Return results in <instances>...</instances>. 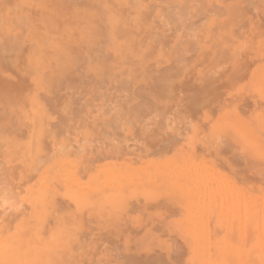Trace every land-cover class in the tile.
Returning <instances> with one entry per match:
<instances>
[{
	"label": "rangeland",
	"instance_id": "obj_1",
	"mask_svg": "<svg viewBox=\"0 0 264 264\" xmlns=\"http://www.w3.org/2000/svg\"><path fill=\"white\" fill-rule=\"evenodd\" d=\"M47 1H0V264H264V0Z\"/></svg>",
	"mask_w": 264,
	"mask_h": 264
},
{
	"label": "bare ground",
	"instance_id": "obj_2",
	"mask_svg": "<svg viewBox=\"0 0 264 264\" xmlns=\"http://www.w3.org/2000/svg\"><path fill=\"white\" fill-rule=\"evenodd\" d=\"M0 1H1V0H0ZM6 1H7V0H6ZM25 1H26V3H27V2L29 3V0H28V1L25 0ZM44 1H45V0H44ZM46 1H47V0H46ZM48 1H49V0H48ZM48 1H47V2H48ZM55 1L57 2V0H55ZM68 1L70 2V0H67V2H68ZM134 1H135V0H134ZM165 1H166V0H165ZM171 1H172V0H171ZM171 1L168 0V1H166V3L168 4V2H169V3L171 4ZM182 1H183V0H182ZM52 2H53V3H52ZM58 2H59V3L56 4V7H57V8H56V7L54 8L55 10H56V9H59L60 6H61L62 4H63V5L61 6V9L63 10V9L65 8V6L68 4V5H67V6H68L67 9H68V11H69V8L72 9V12L70 11V13H71L72 15H74V18L77 17V19H79V18L81 19V17L87 15V13H85L84 10L79 9V7L77 8L76 5H75V7L72 6L73 8H72L71 6H69L70 3H69V2L67 3L66 0H58ZM77 2H79V1L77 0ZM77 2H76V3H77ZM86 2H87V1H86ZM88 2H89V1H88ZM113 2L115 3V0H114ZM128 2H129V1H128ZM131 2H132V1H131ZM150 2H151V1H150ZM161 2L165 3L164 0H163V1L161 0ZM173 2H174V1H173ZM184 2H185L186 5H187L188 2L185 1V0H184ZM3 3H4V2H3ZM3 3H0V4H3ZM40 3H41V1H40ZM42 3H44V2L42 1ZM45 3H46V2H45ZM45 3H44V4H45ZM61 3H62V4H61ZM71 3H72V2H71ZM147 3H149V2L147 1ZM152 3H153V2H152ZM180 3L183 5V2L180 1ZM4 4H5V3H4ZM4 4H3V5H4ZM6 4H7V3H6ZM19 4H20V2H19ZM31 4H32V6H33V3H31ZM47 4H48V3H46V5H47ZM51 4H53V5L55 4V3H54V0L51 1ZM59 4H60V5H59ZM64 4H66V5L64 6ZM85 4H87V3H85ZM111 4H112V3H111ZM115 4H116V3H115ZM115 4H113V5H115ZM141 4H143V3H141ZM150 4H151V3H150ZM172 4H173V3H172ZM17 5H18V4H17ZM26 5H27V4H26ZM28 5H29V4H28ZM53 5H51V6H53ZM57 5H58V6H57ZM70 5H73V4H70ZM82 5H83V4H82ZM87 5H88V4H87ZM87 5H86V6H87ZM92 5H93V4H92ZM116 5H117V4H116ZM126 5H127V4H126ZM143 5H144V4H143ZM143 5H141V6H143ZM148 5H149V4H148ZM176 5H177V7H179V9H178L177 12L180 13V11L184 9V7H185V10H186V6H185V5H183L184 7H183L182 5H180V6L183 8V9H181V7L179 6V4H177V3L174 4V5H172L173 7H172L171 5H170V6H171V7H170L169 5L167 6V5L164 4V6L169 7V8H174V6H176ZM19 6H20V5H19ZM19 6L17 7V10H18ZM23 6H24V4H23ZM49 6H50V4H49L48 7H47L48 9H49ZM51 6H50V7H51ZM63 6H64V8H62ZM146 6H147V5H146ZM151 6H152V5H151ZM159 6H160V4H159ZM198 6H199V5H198ZM210 6H211V5H210ZM0 7H1V6H0ZM24 7H25V6H24ZM28 7H29V6H28ZM34 7H35V5H34ZM34 7H33V8H34ZM36 7H37V6H36ZM39 7H40V6H39ZM80 7H81V6H80ZM109 7H110V6H109ZM116 7H117V6H116ZM138 7H139V6H138ZM162 7H163V6H162ZM177 7H176V9H177ZM188 7H189V8L191 7V6H189V3H188ZM196 7H197V6H196ZM201 7H202V6H200V7H198V8H201ZM211 7H212V6H211ZM3 8L6 9L7 7L4 6ZM31 8H32V7H31ZM41 8H42V7H41ZM43 8H45V7H43ZM148 8H149V7H148ZM151 8H152V7H151ZM189 8H188V9H189ZM192 8H193V7H192ZM198 8H196V9L198 10ZM212 8H215V6H213ZM4 9H2V10H4ZM35 9H36V8H35ZM45 9H46V8H45ZM51 9H53V8H51ZM109 9H111V8H109ZM125 9H126V8H125ZM167 9H168V8H167ZM174 9H175V8H174ZM174 9H173V10H174ZM176 9H175L174 12H176ZM205 9H206V8H205ZM2 10H1V11H2ZM23 10H24V9H23ZM23 10H21L22 13H23ZM27 10H28V9H27ZM31 10H32V9H31ZM40 10H41V9H40ZM43 10H44V9H43ZM55 10H54V11H55ZM140 10H141V8H140ZM145 10H146V9H144V12L141 10L142 14H143V13H144V14L147 13L148 10H147V11H145ZM161 10H162V9H161ZM161 10H160V11H161ZM168 10H169V9H168ZM179 10H180V11H179ZM197 10H195V11L197 12ZM199 10H201V9H199ZM217 10H218V9H217ZM15 11H16V10H15ZM28 11H29L30 13L32 12V11H30V10H28ZM28 11H27V13H29ZM51 11H52V10H51ZM51 11H50V12H51ZM57 11H58V12L60 11L59 14H61V10H60V9H59V10H56L55 12L57 13ZM66 11H67V10H65L64 12H62V14H63V13L65 14ZM124 11H125V10H124ZM170 11H172V9H170ZM170 11H168V12H170ZM186 11H187V10H186ZM208 11H213V10H207V12H208ZM8 12H9V11H8ZM17 12H18V11H17ZM17 12H16V14H20V13H21V12H19V13H17ZM35 12H36V10H35ZM35 12H33L32 15H34ZM50 12L48 11V13H49V14L47 13L48 16L51 14ZM52 12H53V11H52ZM55 12H54L55 15L52 13V14H53L52 20H53V18H54L56 15H57V17H58V14H56ZM150 12H151V11H150ZM150 12H148L147 14L150 15ZM166 12H167V11H166ZM13 13H14V12H13ZM43 13H44V12H43ZM151 13H152V12H151ZM160 13H161V12H160ZM179 13H178V14H179ZM204 13H205V12H204ZM211 13H212V12H211ZM36 14H38V13H36ZM39 14H40V13H39ZM52 14H51V16H52ZM64 14H63L62 16H64ZM89 14L91 15V13H89ZM114 14H116V13H114ZM120 14H121V13L119 12V15H118V14H116V15H118V17H120ZM165 14H166V13H165ZM169 14H171V12H170ZM178 14H177V15H178ZM188 14H189V13H188ZM10 15H11V13H10ZM28 15H29V14H28ZM41 15H42V14H41ZM123 15H124V14H123ZM123 15L121 14V17H124ZM149 15H148V16H149ZM171 15H172V14H171ZM182 15L185 16V14H182ZM198 15H199V17H200L201 14H198ZM202 15H204V14H202ZM208 15H209V14H208ZM16 16H17V15H16ZM16 16H15L16 21H15V19H14V20H11V23H12L13 21H15V22H13V23H15V24H17V23H19V22H24V20H23V19H25V18H24V14L21 15V16L23 17V19H22L21 16L19 15L20 18H21V21H18L17 19H18L19 17L17 16L18 18H16ZM42 16H43V15H42ZM114 16H115V15H113V18H114ZM127 16H128V15H127ZM145 16H146V14H145ZM178 16H180V20L182 21V19H185L188 15L186 14V17H181V14L178 15ZM191 16H192V15H191ZM8 17H9V16H8ZM25 17H26V19H27L26 21H28L29 17H28V18H27V16H25ZM39 17H40V16H39ZM44 17H45V16H44ZM65 17H66V19H67L66 14H65ZM69 17L72 18L71 16H69ZM69 17H68V21H69ZM167 17H169V15H167ZM173 17H174V16H173ZM196 17H197V19L199 18L198 16H196ZM196 17L194 16V19H195ZM201 17H202V16H201ZM201 17H200V19H202ZM204 17H206V16H204ZM55 18H56V17H55ZM58 18H59V17H58ZM58 18H57V19H58ZM132 18H133V17H132ZM169 18H170V17H169ZM169 18H167V21H168ZM176 18H177V17H176ZM188 18H189V16H188ZM188 18H187V20H189V21H191V22L193 21V20H191L190 18H189V19H188ZM192 18H193V17H192ZM5 19H7V17H6ZM46 19H47V18H46ZM59 19H60V18H59ZM77 19H76L75 21H73V19H72L71 21H73V22H77V21H78ZM80 19H79V20H80ZM94 19H95V18H94ZM94 19H93V20H94ZM111 19H112V18H111ZM129 19H130V18H129ZM137 19H138V21L141 22V20H139L140 18H137ZM163 19H164V16H163ZM200 19H199V20H200ZM8 20H10V19L8 18V19L6 20V22H7ZM22 20H23V21H22ZM49 20H50V18H49ZM63 20H64V19H63ZM63 20H62V21H63ZM81 20H82V19H81ZM84 20H85V19H84ZM84 20H83V21H84ZM86 20H87V19H86ZM86 20H85V22H86ZM117 20L120 22L119 18H118ZM124 20H125V19H124ZM130 20H131V19H130ZM143 20H144V19H143ZM153 20H154V19H153ZM155 20L157 21L158 19L155 18ZM161 20H162V19H161ZM165 20H166V19H165ZM165 20H163V21H165ZM171 20H172V19H169V22H171ZM175 20H176L175 23L179 24L178 27L181 26V25L184 26V24H185V22H183L184 20H183L182 22H181L180 20H178V21L181 22V24H180V22H177V19H175ZM187 20H186V21H187ZM3 21H5V20H3ZM43 21H44V20H43ZM121 21H122V20H121ZM125 21H126V20H125ZM147 21H148V20H147ZM156 21H155V22H156ZM167 21H166V22H167ZM172 21H173V20H172ZM189 21H188V22H189ZM202 21H203V20H202ZM16 22H17V23H16ZM46 22H47V20H46ZM73 22H72V24H70V25H72V27H73ZM79 22H80V25H81V24H82L81 21H78V23H79ZM119 22H118V23H119ZM140 22H139V23H140ZM159 22H160V21H159ZM169 22H168V23H169ZM188 22H187V25L185 24L187 27H188V25H190V26L192 25V27H193V25L196 23V22H195V23H191V22H190V24H189ZM24 23H26V22H24ZM67 23H68V22H66V24H67ZM69 23H70V21H69ZM69 23H68V24H69ZM78 23H76V25H77ZM108 23H109V22H108ZM125 23H126V22H125ZM132 23H133V22H132ZM172 23H173V22H172ZM175 23H174V24H175ZM182 23H183V24H182ZM201 23H202V22H201ZM4 24H5V23H4ZM15 24H13V25H15ZM40 24L42 25V23H40ZM43 24H44V23H43ZM48 24H49V21H48ZM52 24H53V23H52ZM56 24L58 25V23H56ZM68 24H67V25H68ZM161 24H162V23H161ZM6 25H7V23H6ZM11 25H12V24H11ZM18 25L20 26L21 24L19 23ZM22 25H23V23H22ZM24 25H25V24H24ZM41 25H40V26H41ZM53 25H54V24H53ZM80 25H79V28H81ZM121 25H122V24H121ZM123 25H124V24H123ZM123 25H122V26H123ZM1 26H2V25H1ZM8 26L10 27V25H8ZM35 26L37 27V26H38V23H37V25H35ZM40 26H39L38 28H41V27H42V29H43V26H41V27H40ZM55 26H56V25H55ZM55 26H54V28H55ZM58 26H59V25H58ZM58 26H57V27H58ZM77 26H78V25H77ZM94 26H95V25H94ZM116 26H117V24H116ZM119 26H120V25H119ZM124 26H125V25H124ZM124 26H123V27H124ZM183 26H182V27H183ZM24 27L26 28V25H25ZM52 27H53V26H52ZM65 27H66V26H65ZM74 27H75V26H74ZM74 27H73V29H74ZM155 27H156V26H155ZM166 27H167V26H166ZM166 27H165V28H166ZM176 27H177V26H176ZM192 27H190V28H192ZM3 28L6 30V26L3 27ZM13 28H14V27H13ZM13 28H12V29H13ZM22 28H23V27H22ZM31 28H32V27H31ZM50 28H51V26H50ZM54 28H53V29H54ZM148 28H150V27H148ZM148 28H147V29H148ZM161 28H162V26H161ZM167 28H168V27H167ZM7 29H9V28H7ZM15 29H16V27H15ZM15 29H14V30H15ZM17 29H18V28H17ZM20 29H21V28H20ZM47 29H48V28H47ZM55 29H56V28H55ZM55 29H54V30H55ZM113 29H115V28H113ZM142 29H143V28H142ZM144 29H145V28H144ZM152 29H153V28H152ZM154 29H155V28H154ZM163 29H164V28H163ZM178 29H179V28H178ZM185 29H186V28H185ZM187 29H188V28H187ZM34 30H35V29H34ZM54 30H53L52 32H54ZM65 30H66V29H65ZM65 30H64V31H65ZM76 30H77V29H76ZM85 30H86V27H85ZM92 30H93V29H92ZM92 30H91V31H92ZM97 30H98V28L95 29V31H97ZM100 30H101V29H100ZM116 30H117V29H116ZM18 31H19V30H17L16 32H18ZM30 31H33V28H32V30H30ZM48 31H49V30H48ZM66 31H67V30H66ZM95 31H94V32H95ZM110 31H111V30H110ZM156 31H157V30H156ZM182 31H184V30H182ZM16 32H15L14 34H16ZM26 32L28 33V32H29V29H28ZM41 32H42V30H40V33H41ZM62 32H63V30H62ZM67 32H69V31H67ZM80 32H81V30H80ZM85 32H86V31H84V33H85ZM94 32H93V33H94ZM97 32H98V31H97ZM119 32H120V31H119ZM19 33H20V32H19ZM24 33H25V32H24ZM30 33H31V32H30ZM30 33H28V34H29V37H30ZM40 33H39V34H40ZM44 33H45V32H44ZM44 33H43V34H44ZM54 33H55V32H54ZM82 33H83V31H82ZM178 33H179V32H178ZM181 33H182V32H181ZM183 33H184L183 35H185V34H187L188 32L186 33V31H184ZM192 33H193V32H192ZM2 34H3V32H2ZM12 34H13V33H12ZM17 34H18V33H17ZM20 34H21V36H22L23 32L20 33ZM20 34H19V35H20ZM43 34L41 33L40 37H41ZM50 34H51V33H50V31H49V35H50ZM63 34H64V33H63ZM63 34H62V35H63ZM94 34H96V32H95ZM3 35H4V34H3ZM31 35H33V37L35 38L34 34H31ZM36 35H37V34H36ZM47 35H48V32H47ZM56 35L58 36V34H56ZM65 35H67V34H65ZM72 35H73V34H72ZM158 35H159V34H157V37H158ZM23 36H24V35H23ZM26 36H27V35H26ZM37 36H38V35H37ZM43 36H44V35H43ZM45 36H46V34H45ZM57 36H54V38L57 37ZM85 36H86V33H85ZM126 36H127V35H126ZM131 36H132V35H131ZM131 36H130V37H131ZM151 36H152V34H151ZM185 36H186V35H185ZM187 36H188V35H187ZM187 36H186V37H187ZM3 37H4V36H3ZM3 37H2V38H3ZM8 37H9V36H8ZM8 37H7V38H8ZM40 37H39V38H40ZM60 37H61V36H60ZM60 37H58V38H60ZM63 37H64V36H63ZM70 37H71V36H70ZM78 37H79V36H78ZM117 37H118V36H117ZM122 37H123V36H122ZM124 37H125V36H124ZM124 37H123V38H124ZM133 37H134V36H133ZM139 37H140V36H139ZM139 37H138V38H139ZM166 37H167V36H166ZM24 38H26V37L24 36ZM24 38L22 37L21 39H24ZM30 38H31V40L34 39V38H32V37H30ZM30 38H29V39H30ZM44 38H45V37H44ZM51 38H52V36H51ZM51 38H50V39H51ZM71 38H72V37H71ZM87 38H88V37H87ZM134 38H135V37H134ZM134 38H132V39H134ZM149 38H150V37H149ZM164 38H165V37H164ZM14 39H15V38H14ZM21 39H20V40H21ZM40 39H41V38H40ZM75 39H76V38H75ZM75 39H70L69 42H68V45H69V43H70L71 41H74ZM91 39H92V38H91ZM153 39H154V38H153ZM184 39H185V38H184ZM184 39H183V40H184ZM20 40H19V43H18V44L23 45V44H24V42H22L23 40H21V42H22L23 44L20 43ZM31 40H30V42H31ZM34 40H35V39H34ZM56 40H57V39L55 38V41H56ZM58 40H59V39H58ZM62 40H63V38H62ZM62 40H61L60 42H62ZM67 40H68V38L65 36V41H67ZM76 40L79 41L80 39H76ZM84 40H85V39H84ZM84 40H83V41H84ZM99 40H100V39H99ZM126 40H129V37H128ZM130 40H131V38H130ZM130 40H129V41H130ZM155 40H156V39H155ZM158 40H159V39H158ZM161 40H162V39H161ZM168 40H169V39H168ZM181 40H182V39H181ZM185 40H186V39H185ZM8 41H9V40H8ZM15 41L17 42L16 39H15ZM15 41H14V42H15ZM25 41H26V40H25ZM50 41L52 42V40H50ZM80 41H81V40H80ZM91 41H93V40H91ZM131 41H133V40H131ZM136 41H137V40H136ZM136 41H135V42H136ZM138 41H139V40H138ZM151 41H154V40H151ZM193 41H195V40H193ZM4 42H5V41H4ZM14 42H13V43H14ZM30 42H29V43H30ZM37 42H38V39H37ZM41 42H42V40H41ZM43 42H44V41H43ZM53 42H54V41H53ZM75 42H76V41H75ZM84 42H85V41H84ZM154 42H156V41H154ZM7 43H8V42H7ZM33 43L36 44L35 42H32V44H33ZM39 43H40V40H39ZM47 43H48V42H47ZM66 43H67V42H65V44H66ZM81 43H82V41H81ZM81 43L79 42L78 44H81ZM86 43H87V42H86ZM94 43H95V41H94ZM157 43H158V42H157ZM184 43H185V42H184ZM186 43H187V42H186ZM14 44H15V43H14ZM14 44H13V45H14ZM26 44H27V43H26ZM51 44H54V43H50L49 45H51ZM57 44H58V43H57ZM65 44H63V45H65ZM158 44H159V43H158ZM41 45H43V44H41ZM70 45H71V44H70ZM72 45H75V44L72 43ZM76 45H77V44H76ZM119 45H120V44H119ZM125 45H127V44H125ZM125 45H121V46L124 47ZM154 45H155V43H154ZM166 45H167V44H166ZM6 46H7V45H6ZM11 46H12V45H11ZM11 46H10V47H11ZM51 46H52V45H51ZM51 46H50L49 48H51ZM58 46H59V45H58ZM85 46H86V45H85ZM19 47H20V46H19ZM122 47H120V48H122ZM169 47H170V44H169ZM7 48H8V47H7ZM31 48H32V47H31ZM31 48H30V49H31ZM41 48H42V47H41ZM45 48H46V46H45ZM53 48H55V45H54ZM67 48H68V47H67ZM67 48H62V46H61L60 50H62V49H66V50H67ZM128 48H129V47H124V49H128ZM3 49H4V48H3ZM46 49H47V48H46ZM77 49H78V48H77ZM77 49H73V48H71L70 50H72V51H73V50H74V51L76 50V51H77ZM87 49H88V48H87ZM90 49H91V48H90ZM181 49H182V48H181ZM212 49H213V48H212ZM32 50H33V49H32ZM41 50H42V49H41ZM50 50H51V49H50ZM54 50H55V49H54ZM54 50H53V51H54ZM78 50H80V48H79ZM82 50H83V49H82ZM88 50H89V49H88ZM151 50H152V47H151ZM1 51H2V50H1ZM17 51H18V50H17ZM17 51H16L15 53H17ZM29 51H30V50H29ZM36 51H37V50H36ZM42 51H43V50H42ZM53 51H52V52H53ZM68 51H69V49H68ZM72 51H71V52H72ZM74 51H73V52H74ZM80 51H81V50H80ZM86 51H87V50H86ZM173 51H174V50H173ZM52 52H50V54H52L53 57H54V56H55L54 54H55L56 52H55V51H54L55 53H52ZM57 52H58V53H57V58L54 57L55 59H59V58L61 59L62 57H63V59H65V60L67 59L66 57H64L65 55L63 54V52H62V55H60L61 52H59L58 50H57ZM81 52H82V51H81ZM81 52H80V53H81ZM88 52H90V51H88ZM126 52H127V51H126ZM155 52H156V51H155ZM181 52H182V50H181ZM8 53H10V51H9ZM59 53H60V54H59ZM74 53H75V52H74ZM74 53H73V54H74ZM148 53H149V52H148ZM163 53H165V52H163ZM177 53H178V52H177ZM46 54H47V53H46ZM81 54H82V53H81ZM93 54H94V53H93ZM182 54H183V53H182ZM1 55H2V54H1ZM18 55H19V54H18ZM52 55H51V56H52ZM75 55H76V54H75ZM95 55H96V54H94V57H96ZM101 55H102V54H101ZM109 55H110V54H109ZM109 55H108V56H109ZM15 56H16V55H15ZM25 56L27 57L28 55H25ZM51 56H50V58H51ZM68 56H70V54H69ZM104 56H105V54H104ZM106 56H107V55H106ZM176 56H177V55H176ZM0 57H1V56H0ZM23 57H24V56H23ZM29 57H30V56H29ZM42 57H43V56H42ZM42 57H41V58H42ZM58 57H59V58H58ZM70 57H72V58L75 59L76 56H75V57L70 56ZM168 57H169V56H168ZM171 57H172V56H171ZM16 58H17V57H16ZM24 58H25V57H24ZM32 58H33V57H32ZM44 58H45V57H44ZM17 59H19V57H18ZM27 59H28V58H27ZM39 59H40V57H39ZM46 59H47V58H46ZM79 59H80V58H79ZM108 59H109V57H108ZM3 60H5L4 57H3ZM3 60H2V61H3ZM61 60H62V59H61ZM67 60L70 61L69 58H68ZM75 60H76V59H75ZM2 61H1V62H2ZM5 61H7V60H5ZM26 61H27V60H26ZM42 61H44V59H43ZM42 61H40V63H41ZM1 62H0V63H1ZM8 62H9V60H8ZM10 62H11V61H10ZM17 62H18V61L16 60L15 63H17ZM33 62L35 63L36 61H32V63H33ZM37 62H38V61H37ZM37 62H36V63H37ZM47 62L49 63V60H48ZM53 62H55V61H53ZM53 62H52V63H53ZM2 63H6V62H2ZM30 63H31V60H30ZM32 63H31V64H32ZM36 63H35V64H36ZM40 63H39V65L36 64L35 66H42V67H43V65H40ZM50 63H51V62H50ZM50 63L47 64V63L45 62V63H41V64L49 65V66H46V68L49 67V69H50V68H51L50 66H52V65L54 64V63H53V64L50 65ZM55 63H56V62H55ZM10 64L12 65V63H10ZM19 64H21V63H19ZM27 64H28V63H27ZM61 64H62V66L64 65L63 62H61V63H60V66H59V63L57 62L58 67H61ZM66 64H68V63H66ZM73 64H74V63H73ZM73 64H72V65H73ZM84 64H85V63H84ZM54 65H55V64H54ZM74 65H75V64H74ZM12 66L14 67V65H12ZM26 66H27V65H26ZM28 66H29V65H28ZM28 66H27V67H28ZM96 66H97L98 68H101L102 71H103V69H105V67H104V68L102 67V66H104V65H102V64H101V67H100V64H99V66H98V65H96ZM96 66H95V67H96ZM108 66H109V65H108ZM5 67H6V66H5ZM19 67H20V66H19ZM22 67H23V66H22ZM27 67H25V68H27ZM29 67H30V66H29ZM29 67H28V68H29ZM42 67H41V68H42ZM55 67H56V65H55ZM33 68H34V66H33ZM41 68H39V69H41ZM46 68H44V70H45ZM62 68H63V67H62ZM62 68H60V69L58 68L59 71H60ZM64 68H65V67H64ZM68 68H72L71 64H70V67H68ZM4 69H5V68H4ZM4 69L1 68L2 71H3ZM18 69H19V68H18ZM39 69L36 68V70H39ZM49 69L47 68L48 71H51V70H49ZM51 69H52V68H51ZM53 69H54V68H53ZM56 69H57V68H56ZM58 69L55 70V71H58ZM93 69L95 70V68H93ZM93 69H92L91 71H93ZM125 69H126V67H125ZM137 69H138V68H137ZM163 69H164V68H163ZM163 69H162V70H163ZM5 70H6V69H5ZM29 70H30V69H29ZM29 70H28V71H29ZM42 70H43V69H42ZM47 70H46L45 72H47ZM73 70H74V68H73ZM89 70H90V69H89ZM96 70H97V69H96ZM96 70H95V71H96ZM147 70H148V69H147ZM21 71H25V70H21ZM31 71H32V69H31ZM59 71H58V73H57V72H54V70H52V71H51V74H52V75H49L48 73H47V75H49V76H53V74H55V73H57V74L59 75V73H60ZM62 71L65 72L64 69H63ZM67 71L69 72L70 69H69V70L67 69L66 72H67ZM99 71H100V70H99ZM156 71H157V70H156ZM3 72H4V71H3ZM41 72H42V71H41ZM43 72H44V71H43ZM53 72H54V73H53ZM72 72H75V70L72 71V69H71V73H72ZM163 72H164V71H163ZM25 73H26V72H25ZM34 73H35V72H34ZM71 73L69 72V74H71ZM151 73H153L152 70H151ZM185 73H186V72H185ZM243 73H244V72H243ZM28 74H29V73H28ZM38 74H39V73H38ZM40 74H41V73H40ZM64 74H65V73H64ZM94 74H95V73H94ZM109 74H110V72H109ZM43 75H44V74H43ZM43 75H39V77H40V76L42 77ZM58 75H57V77H58ZM71 75H72V74H71ZM155 75H156V74H155ZM44 76H45V75H44ZM54 76H56V74H55ZM117 76H118V75H117ZM158 76H159V75H158ZM72 77H73V76H72ZM162 77H164V76H162ZM13 78H14V77H12V79H13ZM15 78H16V76H15ZM43 78H44V77H43ZM47 78H48V76L44 78L45 81L47 80ZM36 79H37V78H35V80H36ZM39 79H41V78H39ZM56 79H58V78H56ZM104 79H105V78H104ZM156 79H157V78H156ZM156 79H155V80H156ZM52 80L54 81L53 83H56L54 78H52L50 81H52ZM59 80H61V78H60ZM160 80H161V78H160ZM162 80H163V79H162ZM61 81H62V80H61ZM61 81H60V82H57V83H61ZM76 81H77V80H76ZM76 81H74V82L77 83L78 81H77V82H76ZM104 81H105V80H104ZM104 81H103V82H104ZM118 81H119V80H118ZM123 81H125V80H123ZM123 81H122V82H123ZM156 81L158 82L159 80H156ZM36 82H37V81H36ZM40 82H41V81H40ZM43 82H44V80H43ZM46 82H48V80H47ZM82 82H83V79H82ZM82 82H81V84H82ZM107 82H108V81H107ZM120 82H121V81H120ZM34 83H35V82H34ZM53 83H51V85H52ZM57 83H56V84H57ZM69 83H70V82H69ZM72 83H73V81H72ZM116 83H117V82H116ZM159 83H161V82H159ZM3 84H4V83H3ZM48 84H49V87H50V83H49V82H48ZM48 84H46V85H48ZM81 84H80L79 86H82ZM150 84H151V83H150ZM156 84H157V83H156ZM22 85H23V84H22ZM24 85H25V84H24ZM34 85H35V84H34ZM39 85H40V83H39ZM46 85H45V86H46ZM70 85H72V84H69V86H70ZM107 85H108V84H107ZM113 85H114V84H112L111 87H113ZM115 85H116V84H115ZM119 85H120V84H119ZM121 85H122V84H121ZM123 85H124V83H123ZM127 85H128V84H127ZM158 85H159V84H158ZM5 86H6V85H5ZM62 86H63V85H62ZM117 86H118V84H117ZM140 86H141V85H140ZM159 86H160V85H159ZM24 87L26 88V86H24ZM24 87H23V88H24ZM38 87H39V86H38ZM41 87H44V86L41 85ZM52 87H53V86H52ZM56 87H57V86H56ZM56 87H55V88H56ZM60 87H61V86H60ZM63 87H64V86H63ZM63 87H62V88H63ZM75 87H76V86H75ZM86 87H87V86H86ZM111 87H110V88H111ZM118 87H119V86H118ZM118 87H117V88H118ZM120 87H121V86H120ZM123 87H125V86H122V88H123ZM25 88H24V89H25ZM44 88H45V87H44ZM76 88H77V87H76ZM81 88H82V87H81ZM101 88H102V87H101ZM122 88H121V90H122ZM159 88H161V87H159ZM87 89H88V88H87ZM92 89H93V88H92ZM111 89H112V88H111ZM156 89H157V87H156ZM156 89L154 88V90H156ZM201 89H202V88H201ZM49 90H50V89H49ZM128 91H129V90H128ZM260 91H261V90H260ZM44 92H45V91H44ZM103 92H104V91H103ZM45 93H46V92H45ZM193 93H194V92H193ZM193 93H192V94H193ZM144 94H145V93H144ZM194 94H195V93H194ZM41 95L43 96V98L45 97L43 93H42ZM54 95H55V94L53 93V97H54ZM106 95L108 96V94H106ZM138 95H139V93H138ZM191 96H192V95H191ZM218 96H219V95H218ZM36 97H37V96H36ZM53 97H52V100H53ZM199 97H200V96H199ZM40 98H42V97H40ZM111 98H112V97H111ZM194 98H195V97H194ZM48 99H49V98H48ZM81 99H82V98H81ZM49 100L52 101L51 99H49ZM41 101H42V100H41ZM46 101H47V100H46ZM143 101H145V100H143ZM201 101H202V100H201ZM79 102H80V99H79ZM124 102H125V101H124ZM2 103H3V102H2ZM49 103H50V102H48V104H49ZM145 103H146V102H145ZM50 104H51V103H50ZM62 105H63V104H62ZM64 105H66V104H64ZM80 105H81V104H80ZM137 105H138V104H137ZM2 106H3V105H2ZM82 106H83V105H82ZM0 107H1V106H0ZM11 107H12V106H11ZM12 108H13V107H12ZM108 108H109V107H107V109H108ZM1 109H2V108H1ZM1 109H0V110H1ZM4 109H5V108H4ZM6 109H7V108H6ZM107 109H106V111H109V110H110V109H109V110H107ZM7 110H8V109H7ZM7 110H6V111H7ZM14 110H15V109H14ZM117 110H118V109H117ZM124 110H125V109H124ZM15 111H16V110H15ZM136 111H137V110H136ZM38 112H39V111H38ZM40 112H42V111H40ZM71 112H72V111H71ZM76 112H77V111H75V113H76ZM122 112L125 113V111H123V110H122ZM142 112H143V110H142ZM142 112H141V113H142ZM3 113H4V112H3ZM9 113H11V112H9ZM57 113H58V112H57ZM61 113H62V112H61ZM61 113H60V114H61ZM69 113H70V112H69ZM99 113H100V112H99ZM143 113H144V112H143ZM6 114H7V113H6ZM26 114H27V113H26ZM40 114H42V113H40ZM60 114H59V115H60ZM151 114H152V113H151ZM8 115H9V114H8ZM8 115H6V116H8ZM66 115H67V114H66ZM143 115H144V114H143ZM3 116H4V115H3ZM36 116H38V115H36ZM39 116H42V115H39ZM39 116H38V117H39ZM62 116H64V115H62ZM79 116H80V115H79ZM116 116H117V115H116ZM25 117H26V116H25ZM22 118H23V117H22ZM44 118H45V117H44ZM44 118H43V116H42L43 121H45ZM63 118H66V119H67V117H65V116H64ZM36 120H38V119H36ZM98 120H99V119H98ZM43 123H44V122H43ZM9 125H10V124H9ZM103 126H104V124H103ZM258 126H259V125H258ZM259 127H260V126H259ZM50 128H51V127H50ZM260 128H261V127H260ZM102 129H103V128H102ZM104 129H105V127H104ZM43 131H44V130H43ZM99 131H100V130H99ZM106 131L108 132V130H106ZM152 131H153V130H152ZM107 132H106V133H107ZM120 132H121V131H120ZM33 133H34V132H33ZM48 133H49V132H48ZM114 133H115V132H114ZM115 134H116V133H115ZM106 135H107V134H106ZM118 135H119V134H118ZM116 136H117V134H116ZM120 136H121V135H120ZM120 136H119V137H120ZM3 137H4V136H3ZM233 137H234V136H233ZM43 138H44V137H43ZM61 138H62V137H61ZM120 138H121V137H120ZM34 139H35V137H34ZM46 139H47V138H46ZM1 142H2V140H1ZM2 143H3V142H2ZM34 143L36 144V142H34ZM43 143H44V142H43ZM92 143H93V142H92ZM41 144H42V143H41ZM64 144H65V143H64ZM73 145H74V144H73ZM45 146H46V145H45ZM65 146H66V145H65ZM105 146H106V145H105ZM106 147H107V146H106ZM106 147H105V148H106ZM87 148H88V147H87ZM111 148H112V147H111ZM123 148H124V147H123ZM238 148H239V147H238ZM244 148H245V146H244ZM59 149H60V147H59ZM68 149H69V148H68ZM70 149H71V148H70ZM77 149H78V148H77ZM80 149H82V148H80ZM82 150H83V149H82ZM87 150H88V149H87ZM43 151H44V150H43ZM59 151H61V150H59ZM63 152H64V150H63ZM48 154H49V153H48ZM91 155H92V154H91ZM251 155H252V154H251ZM231 158H232V157H231ZM12 159H13V158H12ZM262 162H263V161H262ZM2 163H3V162H2ZM86 165H87V164H86ZM2 167H3V166H2ZM3 169H4V168H3ZM5 169H6V167H5ZM5 169H4V170H5ZM246 172H247V171H246ZM1 173H2V172H1ZM1 173H0V174H1ZM4 174H5V172H4ZM3 177H4V176H3ZM4 178L6 179V177H4ZM2 180H3V179H2ZM6 181H7V179H6ZM0 189H1V188H0ZM11 190H12V189H11ZM6 191H7V190H6ZM59 191H60V190H59ZM11 192H12V191H11ZM53 192H55V191H53ZM131 193H132V192H131ZM0 196H1V195H0ZM173 196H174V195H173ZM134 197H135V196H134ZM15 198H17V197H15ZM1 199H2V198H1ZM55 199H56V198H55ZM100 200H101V199H100ZM157 200H158V199H157ZM56 203H57V202H56ZM57 204H58V203H57ZM252 204H253V203H252ZM102 206H103V205H102ZM252 210H253V209H252ZM253 211H254V210H253ZM61 222H62V221H61ZM74 225H75V224H74ZM77 226H78V225H77ZM77 226H75V227H77ZM38 230H39V229H38ZM231 231H232V230H231ZM42 232H43V231H42ZM36 234H37V233H36ZM42 234H43V233H42ZM232 234H233V233H232ZM74 235H75V234H74ZM229 235H230V234H229ZM263 236H264V235H263ZM77 237H78V236H77ZM216 237H217V236H216ZM171 239H172V238H171ZM231 239H232V238H231ZM28 241H29V240H28ZM149 241H150V240H149ZM70 242H71V241H70ZM71 244H73V243H71ZM237 244H238V243H237ZM22 245H23V244H22ZM172 245H173V242H172ZM223 245H224V244H223ZM183 246H184V245H183ZM21 247H22V246H21ZM179 247H181V246H179ZM7 249H8V248H7ZM7 249H5V250H7ZM22 249H23V248H22ZM169 249H170V248H169ZM201 249H202V248H201ZM39 250H41V249H39ZM43 250H44V249H43ZM21 251H23V250H21ZM32 251H33V250H32ZM32 251H31V252H32ZM44 251H45V250H44ZM58 251H59V250H58ZM37 252H38V251H37ZM61 252H63V251H61ZM39 253H40V251H39ZM41 253H42V252H41ZM43 253H44V252H43ZM54 253H55V252H54ZM66 253H67V252H66ZM20 254H21V253H20ZM22 254H23V253H22ZM27 254H28V251H27ZM27 254H26V255H27ZM29 254H30V252H29ZM29 254H28V255H29ZM30 255H32V254H30ZM41 255H44V254H41ZM182 255H183V254H182ZM20 256H21V255H20ZM22 256H23V255H22ZM24 256H25V254H24ZM64 256H65V255H64ZM28 257H29V256H28ZM45 257H47V256H45ZM197 257H198V256H197ZM7 258H8V257H7ZM24 258H26V257H24ZM57 258H58V257H57ZM194 258H195V257H194ZM20 259H21V257H20ZM68 259H69V258H68ZM180 259H181V258H180ZM197 259H198V258H197ZM206 259H207V258H206ZM38 260H39V259H38ZM58 260H61V258L58 259ZM65 260H66V259H65ZM175 260H177V258H176ZM9 261H10V260H9ZM20 261H21V260H20ZM20 261H19V262H20ZM25 261H26V260H25ZM28 261H29V260H28ZM12 262H13V261H12ZM33 262H34V261H33ZM38 262H39V261H38ZM41 262H42V261H41ZM20 263H21V262H20ZM26 263H27V262H26ZM31 263H32V261H31ZM60 263H61V262H60ZM51 264H52V263H51Z\"/></svg>",
	"mask_w": 264,
	"mask_h": 264
}]
</instances>
